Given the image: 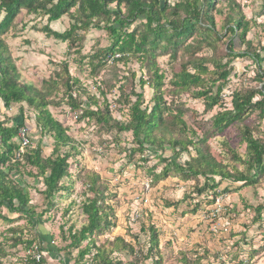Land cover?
Returning a JSON list of instances; mask_svg holds the SVG:
<instances>
[{
    "label": "rangeland",
    "instance_id": "obj_1",
    "mask_svg": "<svg viewBox=\"0 0 264 264\" xmlns=\"http://www.w3.org/2000/svg\"><path fill=\"white\" fill-rule=\"evenodd\" d=\"M177 1L167 0L169 4ZM230 12L233 18L240 16L249 25L246 44L263 53L260 48L264 50V0H215L214 35L194 34L175 51H157L154 63L158 74L163 76L160 89L165 108L163 118L170 125L173 110L178 108L185 126H173L172 135L166 139L192 138L195 134L197 140L205 141L207 151L223 170L231 173L236 169L251 177L253 172L246 173L243 165L247 157L242 134L247 129L264 147V120L252 111L242 122L230 125L221 134L210 129L213 116L230 108L232 93L264 91V62L258 65L248 57L226 55L229 34L224 30V18ZM2 16L0 13V19ZM69 23L65 16L51 23L49 28L63 33ZM13 24L0 37L7 48L5 55L17 68L20 84H30L43 93V82L58 80L57 90L47 98L51 102L47 110L66 130L75 148L71 152L75 153L68 161L69 178L64 181L67 190L55 195L51 207L43 199L41 179L23 176L29 204L36 214L42 213L41 220L31 227L18 215L1 210L7 220L0 219V264H32L36 256L42 259L37 264H101L99 258L94 260L97 250L112 264H264V210L258 217L254 211L264 204V172L256 185L247 187L215 178V191L201 194L198 191L204 184L202 178L182 181L170 174L165 179L153 181L164 167L160 157L170 159L173 153L167 147L155 154L151 150L139 153L128 133L117 134L93 120L80 119L81 109L73 111L66 105L62 86L66 78L65 65L69 78L77 81L71 93L81 108L90 106L91 110L99 109L102 113L107 109L113 120L126 123L129 105L125 97L132 102L135 100L132 94L141 92L142 108L150 109L153 105L154 91L148 85L140 90L138 84L148 78L146 69L135 59L114 62L116 55H105L111 41L102 30L77 32L70 41L60 42L39 31L46 24L44 17L21 12ZM140 28L136 23L129 30ZM215 35L221 38L216 40ZM196 39L201 40V49L186 50ZM247 48L243 44L240 51H249ZM218 62L230 72L225 81L217 80L213 63ZM198 64L207 69V73L202 74L205 80L202 88L215 94L221 86L219 103L210 111H205L202 98L193 97L199 88L180 92L172 84L175 75L184 67L190 75L198 72L193 67ZM89 99L97 106L88 105ZM259 99L255 96L253 101ZM20 109L22 118L25 115L30 118L28 151L40 147L41 157L46 158L53 142L35 128L32 109L25 104H12L5 110L0 102V121L6 122L5 127L17 125ZM12 143L17 145V138ZM68 150L62 148L60 152ZM188 152L178 158L179 164L195 156L192 149ZM20 171L35 174V169L27 166ZM92 175L98 177L96 186L103 192V211L110 227L93 234L77 248H70L69 231H79L86 223L81 204L93 196L87 191ZM222 193L227 194L228 206L219 218L220 232L214 234L215 221L209 218L213 208L211 201L213 195ZM152 230L156 234V245L149 242ZM39 235L43 241L39 240ZM28 241H33L29 248ZM39 247L47 248L46 252H39ZM86 248L89 252L81 258L80 253Z\"/></svg>",
    "mask_w": 264,
    "mask_h": 264
},
{
    "label": "trees",
    "instance_id": "obj_2",
    "mask_svg": "<svg viewBox=\"0 0 264 264\" xmlns=\"http://www.w3.org/2000/svg\"><path fill=\"white\" fill-rule=\"evenodd\" d=\"M214 9L215 0H179L173 4H169L167 0H0V13L3 14L0 19V37L14 25V20L21 12L26 15L44 17L46 24L39 31L44 36L60 42L70 41L77 32H85L88 29L104 31L111 41L110 46L105 50V55H116L114 62L135 59L141 67L146 69L148 78L140 80L138 84L140 90L143 86L148 85L154 91L152 107L150 109L142 108L143 96L141 92L132 94L135 98L132 102H129L128 96L125 97L126 103L129 105L126 123L113 120L107 109L102 113L99 109L91 110L90 106H85V109L81 108L80 103L72 97L71 93L72 85L77 81L69 78L64 65L63 71L66 78L62 82V86L66 93V105L73 111L81 109L80 119L93 120L102 127L115 130L117 134L128 133L139 153L151 150L152 154H155L157 150L167 147L173 155L170 159L160 157L164 167L158 175L154 176L153 181L165 179L170 174H175L182 181L202 178L204 184L198 191L201 194L207 190L215 191L217 187L215 178L247 187L256 185L257 179L264 172V147L258 140L252 138L247 129L242 134L247 157L243 165L246 166V173L253 172L251 177L236 169H233L231 173L223 170L207 151L205 141L197 140L195 134H192V138L166 139L168 135H172L170 129H173V126L175 128L185 126L181 120L182 112L178 108L173 110L174 115L170 125H167L163 118L165 108L162 105L160 94L163 76L159 75L155 68V53L169 49L175 51L181 47L184 40L194 34L214 35L215 24L212 16ZM65 16L70 21L68 29L63 33L53 32L49 25ZM224 22V30L229 34L225 44L226 55L231 58L248 57L258 65L264 62L263 48H260L263 53H259L245 42L249 25L244 22L243 18L240 16L233 18V12H230L225 16ZM136 23L141 28L129 30ZM220 38L218 35L214 37L216 40ZM243 44L248 47L249 51H240ZM201 47V40L196 39L186 50L196 49L199 51ZM6 52V45L0 39V102L2 107L8 110L12 104H25L32 109L35 113L33 115L35 128L41 135L49 136L53 142V148L46 158L41 157L40 147L30 151H28V147L23 155L17 157L19 146L18 143L17 145L12 143V140L17 138V132L21 127L29 132L30 118L26 115L25 119L22 118L20 109L21 118L17 125L5 127L6 122L0 121V219L7 220L1 214V210H5L8 214L18 215V218L24 219L27 224L34 227L40 223L42 213L36 214L34 208L30 206L27 186L22 181L23 176L33 177L35 180L41 179L43 199L51 207L55 195L60 191L67 190L64 187V181L69 178L68 161L74 156L75 152L71 151H75V148L72 146L71 139L66 135V130L51 117L47 110L51 103L47 98L52 91L57 90L58 80L55 78L53 82H43V93L30 84H20L17 68L9 56L5 55ZM143 63L145 64L143 65ZM213 66L217 71V80L225 81L230 72L224 70L225 67L220 62L213 63ZM193 67L198 72L190 75L184 67L179 74L175 75L172 84L180 92H189L190 88H199L200 90L195 92L193 97L195 99L202 98L205 111H210L219 103L221 86H218L215 94L209 92V89L202 88L205 81L202 74L207 73V69L202 64H198L196 68L195 65ZM255 96L260 99L253 101ZM89 100L88 105L97 106L94 100ZM229 105V109L220 111L213 116L210 129L214 133L221 134L230 125L242 122L252 111L257 112L260 120H264L263 90L248 93L234 92ZM178 131L180 132V129ZM62 148L69 150L61 153L60 149ZM189 149L194 151L195 156L190 157L187 162L179 164L178 158L184 153L188 154ZM25 166L35 169V174L30 171H20ZM97 180L98 177L95 175L89 179L87 191L93 196L81 204V213L86 218V223L79 231L73 233L69 231L70 248H77L81 242L93 234L101 233L110 227L107 215L103 211V192L96 186ZM212 203L214 200L211 201ZM262 210H264V204L254 209L257 217ZM38 237L40 241H43L42 236ZM49 239L52 238L49 237ZM149 242L150 245H156L157 239L153 230ZM32 245L33 241L26 243L27 248ZM90 245H93V241L90 242ZM45 249L47 248L39 247V252H46ZM88 252L89 249L86 248L80 253V257H84ZM103 256L102 252L97 250L94 260L99 258L101 264H112ZM39 261L42 259L32 260L31 263L37 264L36 262ZM152 264L158 263L152 262Z\"/></svg>",
    "mask_w": 264,
    "mask_h": 264
},
{
    "label": "built area",
    "instance_id": "obj_3",
    "mask_svg": "<svg viewBox=\"0 0 264 264\" xmlns=\"http://www.w3.org/2000/svg\"><path fill=\"white\" fill-rule=\"evenodd\" d=\"M17 140H18V153L17 157L20 155H23L24 151L26 148L29 147V139H28V131L27 129L21 127L18 132H17ZM264 192V188H263ZM212 200H214L213 203V208L211 209V212L209 214V218L212 221H215L214 224L212 225V231L214 234H219L220 230V225H219V218L222 214L223 211H225V208H227V194H218L215 196ZM35 260L39 259V256H36L34 258Z\"/></svg>",
    "mask_w": 264,
    "mask_h": 264
},
{
    "label": "crops",
    "instance_id": "obj_4",
    "mask_svg": "<svg viewBox=\"0 0 264 264\" xmlns=\"http://www.w3.org/2000/svg\"><path fill=\"white\" fill-rule=\"evenodd\" d=\"M264 193V192H263Z\"/></svg>",
    "mask_w": 264,
    "mask_h": 264
}]
</instances>
